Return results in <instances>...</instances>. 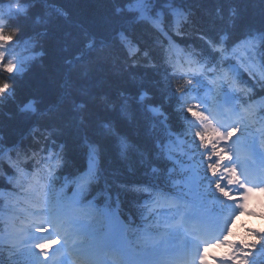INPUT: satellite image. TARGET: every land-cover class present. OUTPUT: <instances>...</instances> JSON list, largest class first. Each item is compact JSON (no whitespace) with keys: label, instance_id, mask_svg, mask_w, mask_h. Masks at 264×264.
<instances>
[{"label":"trees","instance_id":"obj_1","mask_svg":"<svg viewBox=\"0 0 264 264\" xmlns=\"http://www.w3.org/2000/svg\"><path fill=\"white\" fill-rule=\"evenodd\" d=\"M132 1L0 0L15 16L0 30V60L11 57L17 65L0 69V152L17 140L20 145L11 159L16 156L19 164L11 172L0 168V177H15L11 183L17 184L53 142L61 147L63 171L75 173L84 165L86 141L104 169L100 186L124 205L131 196L127 190L157 166L141 108H153L174 132L185 126L184 111L168 95L163 66L168 45L151 22L137 21L142 7L136 11ZM141 2L148 15L164 17L160 27L180 49L202 46L225 30L232 40L249 35L264 65V0ZM120 31L136 54L127 55ZM250 96L251 102L264 99V82ZM29 103L37 116L24 111ZM2 190H9L4 180Z\"/></svg>","mask_w":264,"mask_h":264},{"label":"clouds","instance_id":"obj_2","mask_svg":"<svg viewBox=\"0 0 264 264\" xmlns=\"http://www.w3.org/2000/svg\"><path fill=\"white\" fill-rule=\"evenodd\" d=\"M249 229L264 232V216H249L245 212L236 215L228 227V236L225 238L226 246L222 249L221 255L229 251L231 244L237 242L243 244L250 239L248 237Z\"/></svg>","mask_w":264,"mask_h":264},{"label":"snow or ice","instance_id":"obj_3","mask_svg":"<svg viewBox=\"0 0 264 264\" xmlns=\"http://www.w3.org/2000/svg\"><path fill=\"white\" fill-rule=\"evenodd\" d=\"M208 252L210 253L208 258L211 260H215L217 258H220V259L227 258V256L230 255V253L228 252L221 255V253L216 251L215 249H209Z\"/></svg>","mask_w":264,"mask_h":264},{"label":"rangeland","instance_id":"obj_4","mask_svg":"<svg viewBox=\"0 0 264 264\" xmlns=\"http://www.w3.org/2000/svg\"><path fill=\"white\" fill-rule=\"evenodd\" d=\"M248 69H249V71L252 73V74H254V75H256L255 77H260L261 76V69L260 68H258L256 65H251V64H249L248 65Z\"/></svg>","mask_w":264,"mask_h":264},{"label":"bare ground","instance_id":"obj_5","mask_svg":"<svg viewBox=\"0 0 264 264\" xmlns=\"http://www.w3.org/2000/svg\"><path fill=\"white\" fill-rule=\"evenodd\" d=\"M74 261V260H73ZM74 264H75V262H74Z\"/></svg>","mask_w":264,"mask_h":264}]
</instances>
